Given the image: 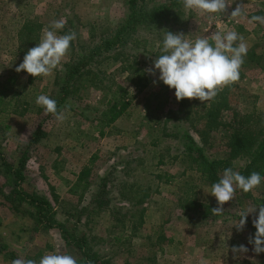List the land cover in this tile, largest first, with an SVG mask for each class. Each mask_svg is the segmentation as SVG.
<instances>
[{
  "label": "rangeland",
  "instance_id": "374dc122",
  "mask_svg": "<svg viewBox=\"0 0 264 264\" xmlns=\"http://www.w3.org/2000/svg\"><path fill=\"white\" fill-rule=\"evenodd\" d=\"M165 1L141 3L149 8ZM227 2L224 14L183 6V22L172 32L183 33L192 42L216 32L243 36L248 53L239 81L231 85V105L257 128L264 125L258 120H264V25L252 17L264 16V0ZM237 6L242 14L233 17L230 13ZM126 13V0H0L3 158L17 167L27 148L23 187L52 201L57 220L69 234L89 237L100 264H261L262 253L252 251L248 242L256 232L252 220L259 209L249 214L243 231L233 226L242 211L258 206L255 199L261 187L248 193L236 189L222 215L214 220L203 217L217 201L209 182L195 169L184 134H192L209 158L229 159L227 166H220L221 176L226 168L240 172L248 157H236L227 147L234 112H222L219 122L226 126L209 128L208 102L195 98L178 102L175 89L159 81V71L155 75L147 71L162 54L164 35L140 27L130 48L103 58L96 67L99 76L81 80L78 106L68 107L63 123L36 105L38 95L51 97L59 90L71 57L109 35ZM61 19L66 25L57 35L71 30L76 39L60 68L48 77L17 73L28 49L41 41L52 21ZM120 99L129 102L125 111L103 117L109 102ZM38 127L45 136L32 143ZM105 177L111 203L98 207L91 199ZM11 186L0 168V190L8 192ZM21 212L11 209L0 191V264L18 258L38 264L49 253L71 255L84 264L81 251L66 241L60 228L34 231L35 220ZM240 244L249 251L234 256L232 246Z\"/></svg>",
  "mask_w": 264,
  "mask_h": 264
},
{
  "label": "trees",
  "instance_id": "16d2710c",
  "mask_svg": "<svg viewBox=\"0 0 264 264\" xmlns=\"http://www.w3.org/2000/svg\"><path fill=\"white\" fill-rule=\"evenodd\" d=\"M126 1L127 13L124 20H122L115 29L111 30L109 35L102 36L93 44L84 46L79 54L71 57L70 62L65 65L59 90L50 97L57 101L58 109L65 108V105H68L71 109H73L75 105L78 106V101L80 100L78 92L81 80L86 76H99L100 71L96 69V67L100 61L107 55L117 56L123 53L125 49L130 48L128 46L131 45L133 41L137 40L135 34L140 27H146L156 33L158 32L164 35L167 31L172 32L175 27L180 26L183 22L185 13L182 0H167L149 8L141 3L142 0ZM231 89V86L225 87L223 91L218 93L214 101H209L207 105H205L207 108V116L210 118L209 121H206V125L209 128L214 127L212 129L222 125L226 126L225 122L224 124L219 122L222 112H234V121L229 124L232 128V133L226 136L229 153L236 157H248L247 164L240 170L242 175L247 177L253 171H256L259 172L261 176H264V125L260 126V124H258L256 128L254 124H251V121H249L250 119L247 118L248 116L238 114V112L233 109L231 105ZM125 94L126 92H124L121 97ZM109 103H111V107L102 113L103 117H118L129 105L126 99L113 102L110 101ZM258 120L264 122V120ZM247 123L248 125H246ZM1 130L2 128L0 126V131ZM44 136V130L38 127L33 134L31 142L37 143ZM184 136L189 142L186 150L190 153L192 162L195 163V169L200 172L212 186L221 178L219 172L220 166H227L229 159L209 158L205 149L196 141L192 134L187 131ZM20 156V163L15 167L11 163H8L0 152V168L4 172L10 186H13H11L12 188L8 192L2 189L0 191L10 204L11 209L18 213L21 211L27 213L34 219V231L54 227L60 228L66 241L74 243L79 248L84 264H100L99 254L91 245L89 237L85 235L77 236L75 233L69 234L64 223L57 220L52 201L45 195H39L36 192H28L25 190L22 181L24 179L23 169L26 166L25 164L28 158L27 148L21 151ZM101 183L100 190L93 194L91 203L98 207L109 206L111 200H109V196L106 192L108 185L107 178H103ZM259 187H261L262 190L258 192V196L255 199L258 205L264 204V181H262ZM237 190L242 191L239 188H237ZM199 206L200 204H195L196 209ZM201 206L203 205L201 204ZM212 208L213 207L210 206L207 207L203 217L213 220L217 219L220 215H213L211 211ZM262 256L263 259L261 264H264V252H262Z\"/></svg>",
  "mask_w": 264,
  "mask_h": 264
},
{
  "label": "clouds",
  "instance_id": "9594fccd",
  "mask_svg": "<svg viewBox=\"0 0 264 264\" xmlns=\"http://www.w3.org/2000/svg\"><path fill=\"white\" fill-rule=\"evenodd\" d=\"M186 10H199L205 13H228L227 0H182ZM233 17L242 14V9L237 6L230 13ZM252 21L264 25V16H253ZM66 25L64 19L52 21L50 27L44 30L41 41L28 49L23 62L15 71H26L32 77H48L54 70L60 68L65 57L70 52L71 42L76 39V33L69 31L64 35H57ZM211 40V42H210ZM162 54L154 60V67L147 71L155 75L159 71V81L170 89H175L177 101L185 98L198 99L202 104L214 101L220 91L229 87L240 79V70L248 53V45L243 36L236 31L225 33L216 32L209 37L197 38L194 42L185 39L183 33L167 31L164 34L161 48ZM155 83V81H154ZM35 103L42 107L46 114H52L55 119L63 123L67 117L68 105L58 109L57 101L48 95H38ZM210 106V105H209ZM264 176L253 171L249 176H244L232 168H226L218 182L211 186L210 194L216 198L217 206L211 209L213 215H222L224 205L235 197L236 189L248 193L258 188ZM252 224L256 228L254 236L249 237L253 245L252 251L256 254L264 252V204L250 207L242 211L240 219L233 226L236 230L243 231L246 227L249 214H255ZM234 256L246 254L249 249L240 244L232 246ZM12 264H37L33 259L18 258ZM38 264H77L71 255L49 253L45 254Z\"/></svg>",
  "mask_w": 264,
  "mask_h": 264
}]
</instances>
